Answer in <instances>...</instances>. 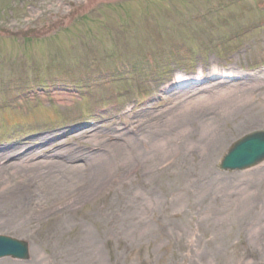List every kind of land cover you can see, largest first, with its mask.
Here are the masks:
<instances>
[{
	"label": "rangeland",
	"instance_id": "obj_1",
	"mask_svg": "<svg viewBox=\"0 0 264 264\" xmlns=\"http://www.w3.org/2000/svg\"><path fill=\"white\" fill-rule=\"evenodd\" d=\"M0 28V235L29 249L0 264H264V162L218 170L264 129V0H0ZM202 102L253 120L210 169L163 127Z\"/></svg>",
	"mask_w": 264,
	"mask_h": 264
},
{
	"label": "bare ground",
	"instance_id": "obj_2",
	"mask_svg": "<svg viewBox=\"0 0 264 264\" xmlns=\"http://www.w3.org/2000/svg\"><path fill=\"white\" fill-rule=\"evenodd\" d=\"M182 77L178 76L177 82H180ZM175 82V83H177ZM215 104L210 102H202L197 103L194 105H182L181 107H175L172 112L173 116L169 119L168 123L164 125L163 127H166L168 131L176 132L181 131L184 128V124L187 122L191 123V127L193 130V133L196 134V132H199V135L201 134V137L196 135L191 137L190 144L191 146H194V148H191L192 151H199L200 150V162L202 166H205L207 169L212 168L213 163L215 162V158L218 155V151L225 142V140L232 134L237 133L242 127H244L248 123H252L253 120L248 117L240 118V115L237 118H233L230 121V124L233 122H238V127H232L226 130H221L220 126L217 124L219 119L217 117H212L211 120L213 121L212 128L210 126H205L203 121H200L201 117H196L193 115H196L199 113V111L206 110L208 107L214 106ZM255 107V106H253ZM252 107V108H253ZM191 115V116H189ZM216 119V120H213ZM246 119V120H243ZM208 120V119H207ZM223 119H221L222 121ZM243 120V121H242ZM226 128V127H225ZM215 133H210L211 131H214ZM188 137H185V140L183 139L184 143H187ZM200 144V145H199ZM212 199H215L214 196ZM168 207V204H166ZM167 211V210H166ZM185 224V223H184ZM198 233H200L198 229ZM211 243L210 241L208 242Z\"/></svg>",
	"mask_w": 264,
	"mask_h": 264
},
{
	"label": "water",
	"instance_id": "obj_3",
	"mask_svg": "<svg viewBox=\"0 0 264 264\" xmlns=\"http://www.w3.org/2000/svg\"><path fill=\"white\" fill-rule=\"evenodd\" d=\"M264 159V131L256 132L235 143L223 159L220 168L224 171L242 170ZM12 256L26 259V246L15 240L0 237V258Z\"/></svg>",
	"mask_w": 264,
	"mask_h": 264
}]
</instances>
